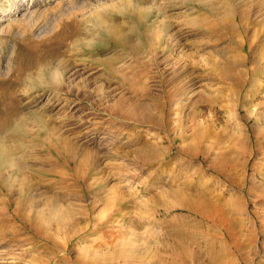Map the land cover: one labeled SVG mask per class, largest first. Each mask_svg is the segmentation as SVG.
I'll return each instance as SVG.
<instances>
[{
    "label": "rangeland",
    "instance_id": "1",
    "mask_svg": "<svg viewBox=\"0 0 264 264\" xmlns=\"http://www.w3.org/2000/svg\"><path fill=\"white\" fill-rule=\"evenodd\" d=\"M102 1L0 0V264H264V0Z\"/></svg>",
    "mask_w": 264,
    "mask_h": 264
},
{
    "label": "bare ground",
    "instance_id": "2",
    "mask_svg": "<svg viewBox=\"0 0 264 264\" xmlns=\"http://www.w3.org/2000/svg\"><path fill=\"white\" fill-rule=\"evenodd\" d=\"M100 1V0H99ZM235 1H237L239 3V0H231L230 3H228V9H229V4H230V9L231 11L229 12V14L226 16V15H222V11L217 8L216 6L213 5V7H210L208 9H210L213 13H214V16L216 17L217 21H218V24L221 25V26H224L223 28H226L227 31L229 32H234V31H237V29L239 31H243L244 27L247 26V19H248V15H249V10H248V6L246 4V0L245 1H242V3L240 5H235L234 3H236ZM102 2H107V0H103ZM229 2V0H228ZM101 4V2H99ZM98 3V4H99ZM203 4V3H202ZM200 5V3H199ZM237 6V7H236ZM217 24V23H216ZM218 25V27H220ZM249 25V24H248ZM217 25H215L216 27ZM216 27V28H218ZM173 28V27H172ZM208 28L210 29H213V26H209L208 25ZM214 28V29H216ZM108 31V30H107ZM245 31V30H244ZM151 41V40H150ZM58 81V80H57ZM55 83V82H54ZM252 99V98H251ZM251 102L253 100H250ZM57 103V102H56ZM67 104V103H66ZM45 127V126H44ZM49 128V127H48ZM52 128V127H51ZM45 129V128H44ZM47 129V128H46ZM205 129V128H204ZM208 129V128H207ZM51 131V130H50ZM57 131V130H56ZM55 132V130H54ZM47 138V137H46ZM45 138V139H46ZM60 139V138H59ZM65 139V138H64ZM57 140V139H56ZM58 141V140H57ZM65 148V147H64ZM63 149V148H62ZM4 151V149H3ZM5 152V151H4ZM64 152V151H63ZM9 153V152H8ZM13 154V153H11ZM25 154V153H24ZM67 154V153H66ZM6 155V154H5ZM9 155V154H7ZM18 157V156H17ZM160 158V157H159ZM167 158V157H166ZM158 160V159H157ZM24 168V167H23ZM2 171V170H1ZM80 174V173H79ZM77 176V175H76ZM82 177V175H80ZM30 178V177H29ZM77 179V178H76ZM84 180V179H83ZM85 181V180H84ZM81 182V180H80ZM0 183L1 180H0ZM7 183V182H5ZM4 183V184H5ZM3 184V185H4ZM9 184V183H8ZM2 186V185H1ZM4 188V187H3ZM83 188H86L85 185L83 186ZM4 190V189H3ZM3 193V192H2ZM152 218V217H151ZM64 219V220H63ZM67 219L66 216H64L62 213H54V214H51L50 215V218H49V223H55L57 225H64L65 221ZM53 259V258H52Z\"/></svg>",
    "mask_w": 264,
    "mask_h": 264
}]
</instances>
